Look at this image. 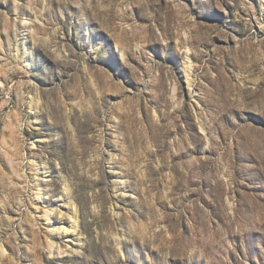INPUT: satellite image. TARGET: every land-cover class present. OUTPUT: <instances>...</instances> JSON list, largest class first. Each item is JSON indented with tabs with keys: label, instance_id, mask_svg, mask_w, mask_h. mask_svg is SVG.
<instances>
[{
	"label": "rangeland",
	"instance_id": "rangeland-1",
	"mask_svg": "<svg viewBox=\"0 0 264 264\" xmlns=\"http://www.w3.org/2000/svg\"><path fill=\"white\" fill-rule=\"evenodd\" d=\"M0 264H264V0H0Z\"/></svg>",
	"mask_w": 264,
	"mask_h": 264
},
{
	"label": "bare ground",
	"instance_id": "bare-ground-1",
	"mask_svg": "<svg viewBox=\"0 0 264 264\" xmlns=\"http://www.w3.org/2000/svg\"><path fill=\"white\" fill-rule=\"evenodd\" d=\"M189 67V66H188ZM190 68V67H189ZM189 68H187V69H189ZM189 75V73H187V76ZM188 81H190L189 80V78H188ZM36 101V100H35ZM31 164V163H30ZM29 164V165H30ZM32 165V164H31ZM32 166H35V165H32ZM34 169V168H33ZM37 169V168H36ZM38 171V170H37ZM36 171V172H37ZM32 175V174H31ZM33 176H34V174H33ZM33 181V180H32ZM31 183H33V182H31ZM33 185V184H32ZM34 185L36 186V187H39L38 188V190H36V192H35V196H34V199L36 200V201H39L40 199H41V197H42V193L43 192H41V190L43 189L42 187H40V186H42V183H41V181H38V179L37 180H35L34 181ZM33 185V186H34ZM31 186V185H30ZM32 188V187H31ZM68 190V189H67ZM71 198V197H70ZM69 199V198H68ZM43 202L45 201L44 199H41ZM70 200V199H69ZM68 200V201H69ZM46 202V201H45ZM2 212V211H1ZM51 211L50 210H48V209H46V210H43V215L46 217V219L47 220H49L50 218H51ZM43 216V217H44ZM78 222H80L79 221V219H78V213H77V209L76 208H74L72 205L70 206V215H69V217L66 219V223H67V225L68 226H61V227H58V228H52V230H50V231H52L53 233L54 232H58V233H60V234H66L69 230L68 229H72L73 231H76L77 230V228H78ZM47 248H48V250H49V252L51 253V252H53V243H51V242H49L48 243V246H47ZM3 250V249H2ZM63 252V251H62ZM3 253V252H2Z\"/></svg>",
	"mask_w": 264,
	"mask_h": 264
}]
</instances>
